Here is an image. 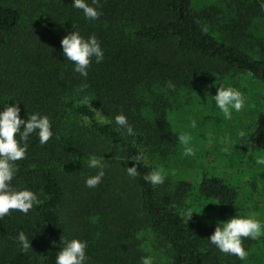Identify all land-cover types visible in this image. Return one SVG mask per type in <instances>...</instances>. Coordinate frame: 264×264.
<instances>
[{
  "label": "trees",
  "instance_id": "16d2710c",
  "mask_svg": "<svg viewBox=\"0 0 264 264\" xmlns=\"http://www.w3.org/2000/svg\"><path fill=\"white\" fill-rule=\"evenodd\" d=\"M71 3L0 0V110L17 103L25 120L47 115L54 133L45 145L30 136L26 158L16 162L13 186L37 193L41 203L0 219V264H55L61 238L87 241L89 264H140L143 256L153 264H209L214 227L189 202L210 201L225 221L235 214L236 189L205 174L172 192L167 180H143L152 165L138 164L135 178L125 167L140 149L151 161L174 154L171 112L193 100L218 112L211 95L219 85L245 91L235 74L263 89L249 140L264 154V11L258 0H98L102 15L89 21ZM72 25L94 34L104 50L87 78L62 55L60 40ZM81 84L87 88L77 91ZM97 111L123 113L136 135L101 123ZM90 155L107 163L95 188L84 185L96 171L86 166ZM183 207L194 211L186 221ZM20 231L29 237L27 252L16 239Z\"/></svg>",
  "mask_w": 264,
  "mask_h": 264
},
{
  "label": "clouds",
  "instance_id": "9594fccd",
  "mask_svg": "<svg viewBox=\"0 0 264 264\" xmlns=\"http://www.w3.org/2000/svg\"><path fill=\"white\" fill-rule=\"evenodd\" d=\"M258 2L261 11H264V0H258ZM71 5L73 8L81 10L84 18L89 21H95L102 15L98 0H91V3H88V0H72ZM72 28L73 31L64 35L60 40L62 55L64 59L71 62L72 70L75 73L87 78L88 69L93 61L97 64L103 61L104 50L94 34L85 37L76 30L74 25ZM204 31L207 29L205 28ZM85 88H87V84H81L77 91H83ZM211 96L215 107L225 120H232L233 113L240 112L245 106L246 97L242 91L235 87L219 85L215 95ZM20 111L17 103L10 106L6 103L0 110V219L11 215L13 211L27 215L41 203L37 193L28 188H16L12 181L18 171L16 162L26 158L29 137L35 134L39 144L45 145L54 135L47 115L32 112L27 115L25 120L21 118ZM100 120L103 124L114 123L118 131L123 129V135L133 137L136 135L128 118L123 113L112 118L101 116ZM189 127L196 128L197 120L189 119ZM235 135L236 140H232L229 136L219 138V142L224 146L222 151H226L229 144L234 146L237 141L245 138L246 131L238 129ZM177 138L184 145L183 156L196 155L197 149L190 145L191 135L189 133H180ZM128 159L133 161L131 167H125L126 175L130 178L139 175L138 164L143 163L145 167L148 166L149 157L142 149ZM255 162L257 165H264V155H257ZM86 166L96 171L95 174L85 177L84 185L87 188H95L105 176L106 160L102 155H90ZM167 176L168 173L162 168H156L143 175L142 178L152 186H158L164 184ZM192 213L194 211L191 207H185L180 210L179 214L186 221ZM261 236H264V224L257 218L256 213L252 212L245 215L236 214L225 221H220L207 240L219 252L235 256L239 260H246L249 252L243 246V240H257ZM16 239L22 252L31 249L29 237L23 231L17 233ZM87 247L88 243L83 239L61 238L60 249L55 255V264H89L90 257L86 255L85 251ZM140 264H153L152 257H141Z\"/></svg>",
  "mask_w": 264,
  "mask_h": 264
},
{
  "label": "rangeland",
  "instance_id": "374dc122",
  "mask_svg": "<svg viewBox=\"0 0 264 264\" xmlns=\"http://www.w3.org/2000/svg\"><path fill=\"white\" fill-rule=\"evenodd\" d=\"M229 17L231 16L229 15L226 19ZM261 27L264 34V23ZM227 37L232 40V35ZM238 39L234 41L237 42ZM235 75L239 82L245 83V91L242 93L246 101L241 111L234 112L232 120H225L219 110L218 112H204L200 106L195 104V100L185 106V103L182 106L178 105L177 109L171 112L169 121L171 119L174 129H177V136L185 132L191 135L190 145L197 149L196 155L183 156L184 145L177 139L174 154L163 158L153 154L152 161L149 159L148 165H152L153 169L162 168L168 173L166 180L171 183L169 190L172 192L180 184L200 182L205 174L225 180L237 191L234 215L255 212L257 218L264 224V165H257L255 162L257 155L264 154L254 149L249 140V133L255 125L257 116L254 102L260 103L263 89L255 81L245 79L240 74ZM173 104L176 105L179 102ZM100 117L98 113L99 120ZM189 119L197 120L196 128L189 127ZM238 129H244L246 137L237 141L234 146L229 144L227 150L222 151L224 146L219 142V138L229 136L232 140H236L235 134ZM192 196L195 198L196 195L192 194ZM199 201L200 203L190 201L189 204L196 210H201L203 207L202 216L215 228L217 223L222 221L217 215L218 207L210 201ZM243 246L248 250L249 255L248 261L240 264H264V236L257 240L245 239ZM229 260L231 263L236 262V257L223 254L210 244L209 264H228Z\"/></svg>",
  "mask_w": 264,
  "mask_h": 264
}]
</instances>
